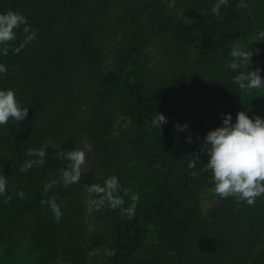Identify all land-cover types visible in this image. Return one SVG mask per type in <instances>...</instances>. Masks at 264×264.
I'll use <instances>...</instances> for the list:
<instances>
[{
  "label": "trees",
  "instance_id": "obj_1",
  "mask_svg": "<svg viewBox=\"0 0 264 264\" xmlns=\"http://www.w3.org/2000/svg\"><path fill=\"white\" fill-rule=\"evenodd\" d=\"M215 2L0 0V11H20L38 30L35 40L15 52L13 48L24 36L21 27L7 53H0V62L7 65V71L0 73V87H13L28 107L24 120L0 125V173L9 181L5 195L0 196L1 240L17 231L37 206L49 207L42 201L67 199L74 205L82 202L89 185H102L105 177L115 174L122 185L116 195L124 203L113 208L105 197L98 208L103 213L97 216L107 215L112 224L105 240H111L114 247L110 264H264V195L253 204L219 196L202 161L197 159L190 168L177 155L178 146L166 144L161 128L151 122L156 111L161 112L160 106L170 104L189 85L192 75L200 72L198 79L216 75L227 90L225 101L229 99L233 120L240 110L264 117V89L239 88L229 68L233 44L238 42L252 51L251 38L257 31L264 33V0H245L247 7H240V0H228L220 15L211 11ZM119 13L122 15L113 24ZM134 24L131 37L122 36L116 48L108 46L117 38L114 33H125ZM153 38L162 43L167 66L157 78L158 84L148 90L139 76L145 77L144 53ZM197 42L201 43L200 56L190 60ZM123 47L128 50L124 57L119 55ZM251 61L249 70L260 69L264 78V37ZM118 112H131L134 123L115 135ZM201 117L199 113L189 118L188 132L198 127ZM83 137L92 144L96 171L65 186L60 172L67 161L55 154L79 145ZM46 143L52 145L46 149L45 164L21 172V164L30 158L27 149ZM134 179L140 186L144 184V205L128 218L123 209L129 206L127 185ZM52 180L56 183L45 191ZM20 189L22 198L17 196ZM89 193L91 198L102 195ZM213 197L215 205L204 213L203 198ZM23 201L27 207L18 209ZM77 205L66 221L80 235ZM43 218L47 221V216ZM42 225L45 230L50 227L48 222ZM151 228L157 231V241L147 247ZM42 242L34 240V247L43 251Z\"/></svg>",
  "mask_w": 264,
  "mask_h": 264
},
{
  "label": "rangeland",
  "instance_id": "obj_2",
  "mask_svg": "<svg viewBox=\"0 0 264 264\" xmlns=\"http://www.w3.org/2000/svg\"><path fill=\"white\" fill-rule=\"evenodd\" d=\"M137 2V0H134ZM171 4H175L177 0H169ZM205 1H201L203 4ZM41 3V2H40ZM263 4L261 3V6ZM203 6H199L202 8ZM264 13V11H263ZM262 13V14H263ZM122 13L116 15L113 24L117 22ZM128 28H130L128 30ZM128 25L127 32L125 33H114L117 38H112L111 42L108 43L110 48H116L118 42H122V36H132L133 32L136 31L135 24ZM261 32L257 31L251 38L249 44L252 48V52L259 51L262 46L263 37L258 38ZM258 38V39H257ZM257 39V40H256ZM148 47L145 51V77L139 76V79L143 81L142 84L152 89L155 84H158L157 78L161 77L166 70L167 58L162 47L160 40L152 39L148 42ZM234 45L240 46L238 42ZM232 46V47H233ZM201 43L197 42L193 52L190 55V60H196L200 56ZM128 53V50L124 49L119 53L120 56L124 57ZM257 56V54H256ZM123 58H121V61ZM199 74L194 73L192 75L189 85H186L179 94L174 95L171 98L170 104L163 103L160 106L161 112L166 116L168 115L167 123L161 127V133L163 140L166 144L172 147H177V155L184 159L185 163L195 162L200 159L202 163L205 162L207 153L201 151L203 139L200 143L197 141L199 138H203L204 135L212 128L221 124V114L229 111V99H226L227 90L223 89L220 82L215 79L216 75H211L206 80L198 79ZM215 76V77H214ZM143 87V85L141 86ZM153 93V92H152ZM161 97V96H160ZM262 99V98H261ZM161 103L157 102V104ZM195 112V116L194 113ZM129 113V112H128ZM202 113L198 127L194 130L189 131V126L186 130L180 131L175 125L179 122L180 124L187 123L189 118H196V115ZM130 115V116H129ZM126 115L122 112H118L115 115V135L119 134L123 130H127L133 123L134 117L131 112ZM191 136V142L186 137ZM164 143V144H165ZM171 149V147H167ZM96 157L93 153L89 154L88 163L84 166V172L82 177H89L96 171ZM37 169H40V165H36ZM137 176L141 177L140 173ZM134 179L133 183L127 185L129 194L126 196L128 204L131 194L137 193L139 196L136 202L135 214L139 212L143 207L144 195L141 194L143 190L137 181ZM124 185V184H123ZM126 187V186H125ZM143 192V191H142ZM82 196V202H75L74 205L80 208V217L78 224L79 229H82L80 235L75 231L71 230L67 223L69 213L73 210L74 205H71L67 199L59 201L58 204L61 207L62 215L59 220L53 214L50 207H38L32 214H27L23 219V222L19 229L13 232L11 235H7L0 241V264H110V257L114 253V247L111 240L108 239L111 234L112 224L106 216L98 218L103 212L100 209H89V200L91 195L89 191ZM236 198L235 196H232ZM215 198L212 199L203 198L202 209L204 213H207L215 205ZM28 203L19 202L18 209L27 207ZM128 207V206H127ZM107 208V206H106ZM106 208L104 210H106ZM47 216V221L43 218ZM73 220V219H72ZM48 222L50 227L45 230L43 223ZM35 234V239L33 235ZM99 235V236H97ZM78 236L82 238L78 239ZM43 240L44 249L40 251L37 247H34V240ZM98 238V239H97ZM104 241H100L99 239ZM157 241V231L155 228H151L147 234L145 240L146 246H153ZM68 246L71 247L68 249ZM34 247V248H33ZM65 248L67 251H65ZM48 257H47V256ZM70 258V260L68 259Z\"/></svg>",
  "mask_w": 264,
  "mask_h": 264
},
{
  "label": "clouds",
  "instance_id": "obj_3",
  "mask_svg": "<svg viewBox=\"0 0 264 264\" xmlns=\"http://www.w3.org/2000/svg\"><path fill=\"white\" fill-rule=\"evenodd\" d=\"M227 3L228 0H216L211 11L215 15H220L222 5ZM239 6L247 7V3L245 0H240ZM21 27L24 36L13 48L15 52H19L26 44L35 40L38 30L31 27L28 18L22 12L13 9L0 11V53H7L11 47L9 42L17 39L18 30ZM261 37H264V33H261L258 38ZM229 55L231 57L229 68L235 73L232 78L234 84L248 91L264 89L261 70H249L253 55L250 49L234 45ZM6 71L7 65L0 62V73ZM26 105L19 99L13 87H0V125L7 124L10 120L17 122L24 120L28 115ZM221 121L219 126L210 129L203 137L201 151L207 153V162L203 163L204 169L211 172L216 194L221 197L235 196L238 200L253 204L257 197L264 195V117L249 116L246 110H240L236 113L235 120L231 112L222 113ZM151 122L160 129L167 123V117L164 113L156 111ZM175 127L183 131L188 125L178 122ZM187 139L189 142L192 140L191 136ZM49 145L52 144H41L38 148L29 147L27 155L30 158L21 164L20 171L27 172L33 165H44L47 157L46 149ZM91 151V142L87 137H83L79 145L76 144L69 150H60L55 154L57 159L67 161L60 172V179L65 186L80 180ZM189 167H194L193 162H189ZM8 183V177L0 173V196L5 195ZM54 183H56L55 180L49 181L45 185V191ZM121 188L119 177L115 174L105 177L102 185H89L90 192L102 194L98 198L94 196L89 200V209L100 208L105 202V197L110 207H119L124 203L123 198L116 195ZM17 196L21 198L24 196L23 189L17 191ZM138 199V194L133 192L130 196L132 203L123 209L128 218L135 214ZM42 203H47L56 219H60L62 210L55 198Z\"/></svg>",
  "mask_w": 264,
  "mask_h": 264
}]
</instances>
